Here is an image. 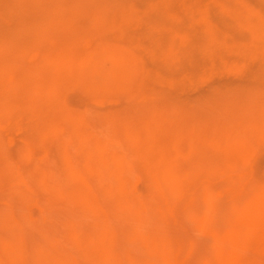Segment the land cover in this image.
<instances>
[{
	"label": "rangeland",
	"instance_id": "1",
	"mask_svg": "<svg viewBox=\"0 0 264 264\" xmlns=\"http://www.w3.org/2000/svg\"><path fill=\"white\" fill-rule=\"evenodd\" d=\"M260 1L249 3L264 9ZM97 2H86V8L93 11ZM29 4L0 0L9 5V17L24 20L20 28L32 40L31 54L10 57L12 27L0 21V264H217L218 252L230 246L233 225L264 187V145L244 137L256 122L250 118H256L254 104L264 106L262 95L255 103L248 96L252 106L244 98L257 86L248 76L256 63L238 65L236 71L222 64L177 84L171 71L181 66L175 68L174 60L154 62L149 41L142 39L143 34L155 36V28L132 25L120 35L81 16L73 19L71 33L53 23L66 16L53 11L51 3L46 4L51 20L31 23ZM171 9L179 10L180 2ZM208 14L213 27L225 31L228 18L216 9ZM173 24L181 53L187 50L190 27ZM79 35L89 37L88 45L110 50L105 53L122 50L137 72L119 84L107 77L93 90L76 84L63 64H48L44 55L83 49ZM108 66L109 61L101 65ZM43 81L51 91L40 88ZM151 113L171 120L180 115L188 129L197 127L193 122L198 119V129H208V120L216 117L218 126L248 138L251 156L228 169L218 151L184 144L172 158L175 172L169 184L117 133L120 122L134 117L149 126L152 120L145 117H154ZM244 120L247 124L241 125ZM118 171L125 183L122 201L113 188ZM243 230L234 249L239 264H264V231Z\"/></svg>",
	"mask_w": 264,
	"mask_h": 264
},
{
	"label": "bare ground",
	"instance_id": "2",
	"mask_svg": "<svg viewBox=\"0 0 264 264\" xmlns=\"http://www.w3.org/2000/svg\"><path fill=\"white\" fill-rule=\"evenodd\" d=\"M28 1H30L28 7L34 12L31 23H36V25L51 20V9L49 8L48 11L46 7L47 3H51L53 11L62 12L66 16V19L64 18L61 21L55 20L53 23H58V26L64 27L63 29L67 30L73 29L74 23L77 21L74 20L73 23V19L80 18L81 16L87 19L91 25H104L115 31L118 30L120 35L122 34V29L132 25L145 27V29L155 28L158 30L155 36L143 34L144 37L142 39L149 41L148 53L154 62L157 60L159 62L174 60L177 65L175 68L181 66L179 67L181 70L179 68L178 70H174L173 68L171 71V79L174 78L177 84L187 81L189 77L192 78L193 76L191 75H200V77L203 75L202 77H204L206 74L215 72L219 68L218 66L222 64H225L226 68L236 71L239 66L247 67L249 65L250 68V65L255 62V70H249L248 73L250 75L248 74V76L250 82L253 85H257L255 89H259L260 94L253 88H251L252 90L247 88L251 92L245 95L244 98L246 97V100L250 97L254 100L253 103H255L257 96H264V9H261V5L258 3L256 5L260 6L255 8L254 5L249 3V0H209L205 4H198V2V5L193 0H116V2L115 0H111L115 5H111L108 2L109 0H97L98 2L96 3L97 5L95 4L94 10L89 11L85 3L90 2V0ZM175 1L180 2V9L177 11V8L173 9L174 11L171 9V4ZM261 1L264 2V0ZM211 9L219 10L228 18V21H224L226 24L223 30L225 31H219L213 27V22L208 14V11ZM8 11L9 5H0V21L6 20L12 27L9 32L10 39L8 41L11 47L9 56L19 58L31 54L32 40L27 36L26 32L22 31L24 29L20 28L21 25L24 26L22 24L25 23L24 20L9 17ZM100 21L103 22L100 23ZM173 23H187L190 27L186 35L188 39L186 38L187 41L184 43L187 50L184 49L186 51L181 53L177 51L176 44L174 43L176 35L172 31L173 29H171ZM83 34L89 36L86 32ZM85 35L84 37L83 35H79L81 41L78 38V41L82 45H85L83 49H76L70 52L63 49L58 50L56 53H47L44 55L45 61L48 64H63L66 71L72 74L75 83L84 86L87 90H93L97 86H104L103 82L107 77L112 78L118 84L126 80L129 81L128 79L132 76L131 74L137 72L134 71L135 65L133 63L135 62L127 56L122 57V50L121 52L118 50L116 52L115 50V53H113L112 50V53H105L104 51L110 50H105L106 48L100 45L104 49L102 50L98 47L99 44L98 46H94V44L88 45L89 37ZM60 48L62 47L58 49ZM192 53L195 54L193 56L189 55ZM106 61H109V66L102 68L101 65L103 66V63ZM186 67L187 70L184 72L183 70ZM96 76L100 79L98 82L94 80ZM39 86L42 90L46 91H51L52 88V85L48 81H43ZM250 100L247 101V104ZM251 102L249 104L252 106ZM255 104V113L252 111L253 114L251 115H255L256 118H250L255 119L256 122L255 125H252L253 123L250 124V126H253L251 128H247L244 125L248 129L244 137H252L251 141L264 145V106H257ZM247 113L250 112L248 111ZM151 115L153 116L154 114L151 113ZM210 118H212V120H208V122L211 121L210 125L208 124L210 128L205 129L204 125H201V128L204 127L203 129H205L203 131L201 128L198 129L199 119L197 122H193V125L195 124L197 127L194 126L195 128L188 129L186 125L188 120H181L180 115L179 119L176 120L174 118L172 120L171 118H162L160 115L159 117L154 115L150 119L145 117L147 120H152L151 125L147 124L149 126L145 125L147 122L143 124V118H137L136 120L134 117L133 119L135 120H130L133 122L125 121L123 124L120 122L117 126V133L133 147L149 169L159 172L170 184L173 182L175 172L172 158L177 153L178 148L184 144L188 145L189 148L194 147L218 151L221 154L222 161L225 163V167L228 169L250 158L252 148L247 143L248 138H243V130L238 134V136L242 134V137H237L235 134H232L235 132L231 131L229 133L228 129L231 128H227L226 130L218 126V122L215 120L216 117ZM245 121L240 122L241 125H243V122L246 123ZM199 123L201 122L199 121ZM205 123L207 122L205 121ZM175 125H179V129ZM216 125L220 127L219 129L217 128L219 132L215 129ZM236 126L238 128V125ZM221 128L223 129L220 130ZM221 131L226 134H223ZM192 137L195 138L193 144L189 143V139ZM232 146H235V150L230 148ZM124 186V180L118 171L115 174L113 188L119 200L122 199ZM252 204L253 207L251 209L242 211L241 221L233 225L227 237L230 241V246L218 252L216 255L217 264H239L234 249L243 240L242 233L244 232V228L255 227L258 231H264V213H262L264 212V187H262L259 195L252 201ZM7 252L8 254H13L12 251Z\"/></svg>",
	"mask_w": 264,
	"mask_h": 264
}]
</instances>
